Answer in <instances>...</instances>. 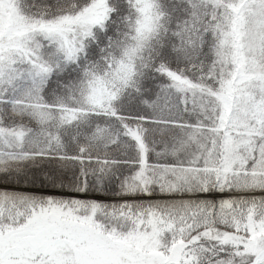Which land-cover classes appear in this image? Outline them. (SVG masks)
<instances>
[{
    "label": "snow or ice",
    "instance_id": "snow-or-ice-1",
    "mask_svg": "<svg viewBox=\"0 0 264 264\" xmlns=\"http://www.w3.org/2000/svg\"><path fill=\"white\" fill-rule=\"evenodd\" d=\"M0 264H264V0H0Z\"/></svg>",
    "mask_w": 264,
    "mask_h": 264
}]
</instances>
